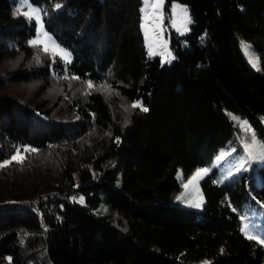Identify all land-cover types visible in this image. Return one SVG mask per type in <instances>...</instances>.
Returning <instances> with one entry per match:
<instances>
[{
  "label": "trees",
  "instance_id": "obj_1",
  "mask_svg": "<svg viewBox=\"0 0 264 264\" xmlns=\"http://www.w3.org/2000/svg\"><path fill=\"white\" fill-rule=\"evenodd\" d=\"M30 1L73 59L0 0V163L24 157L0 167V264H264L242 231L264 238V165L207 175L202 210L176 199L179 175L250 141L233 116L264 141V0H166L191 16L171 64L147 51L143 0Z\"/></svg>",
  "mask_w": 264,
  "mask_h": 264
},
{
  "label": "snow or ice",
  "instance_id": "obj_2",
  "mask_svg": "<svg viewBox=\"0 0 264 264\" xmlns=\"http://www.w3.org/2000/svg\"><path fill=\"white\" fill-rule=\"evenodd\" d=\"M165 0H144V8L142 11L144 12V20H145V34L147 36L148 34V21L149 19L153 20V23L155 24V20L159 19L161 22L163 20V7H164ZM25 3L28 6V11H22L21 14L29 21L34 20L38 25V34L36 39H33L30 41V44L33 46H40L43 45L42 50L45 53H51L53 56H59L62 60H64L67 63L71 62L70 53L62 49L58 44L52 41V38L49 36V34L44 29V22L41 17V9L37 6L31 5L29 0H25ZM55 7L59 9L62 7L60 4H56ZM173 8L175 9V14L177 16V20L180 24V30L187 31V25L191 23V18L189 16L188 10L186 7H182L180 5H173ZM151 10V11H150ZM18 11H20L18 9ZM177 21H173V24L175 25ZM156 27H159V25H155ZM248 46H245V49L247 50ZM149 54L154 55L156 53L152 52L151 44L149 45ZM172 59H175V57L169 55L166 57L167 62H171ZM249 62L252 64L254 68L257 70H260V60L256 57H249ZM78 79V77H76ZM88 87L92 88L93 85L89 81ZM133 108L139 107L142 111L147 112L148 109L146 107H143L142 104L139 102H136L132 105ZM233 120L239 121L238 117L233 116ZM241 128L246 133H250V143H244L243 148L244 151L247 154V158L245 160V163H250L252 161H261L264 162V141L258 140L255 132L251 129V127L248 125L247 121H243L240 123ZM28 151H35V149H27ZM223 158V157H221ZM24 157L21 155L20 150L16 151V154L12 156L11 160L5 161L3 164H0V167H6L9 164H11L13 161L16 162H22ZM246 170L244 168V164H241L237 168V172L241 170ZM207 168L199 169L184 185V189L186 190L181 195L177 196V200L185 201L196 207L200 208L203 204V196L199 193L198 187L195 188L196 195L193 196L191 199H186L188 193L187 189L190 185L195 186L199 179L203 178V176L207 175L208 173ZM83 198H81L80 203H83ZM264 206V205H262ZM235 211V209H234ZM241 219H244V217H241ZM242 231L247 239L255 240L259 244L264 245V238L260 234L255 233L250 225L248 223L243 224Z\"/></svg>",
  "mask_w": 264,
  "mask_h": 264
},
{
  "label": "rangeland",
  "instance_id": "obj_3",
  "mask_svg": "<svg viewBox=\"0 0 264 264\" xmlns=\"http://www.w3.org/2000/svg\"><path fill=\"white\" fill-rule=\"evenodd\" d=\"M29 2L31 3L30 0H29ZM31 5H33V4L31 3ZM173 5H180L182 7H186L187 10H188L189 16H190L189 8L186 5H184L182 3H179V2L173 3L172 7H171V13H168L166 11V0H165L164 7H163V10H162L163 11V20L161 22L159 19H156L155 20V24H154L153 20L149 19L147 36L145 34V28H144V25H145L144 15L145 14L142 11V15H143V18H142V30H143V34H144V38H145L147 51L149 53V45L151 44L152 52H154L156 54H154V55H150L149 54V55L151 57H153V58L154 57H158L161 60L162 64H171L173 62V60H174V59H172L170 63L167 62V60H166V57L169 55V53L171 54V56L174 57L173 52H172V50L170 48L172 32L177 33L181 37H185L190 31L191 23L187 25V28H188L187 31L180 30V24H179V21L177 20V16L175 14V9L173 8ZM143 8H144V0H143ZM18 9L20 10L19 11L20 13L22 11H28V6L25 3V0H19ZM41 17H42L43 22H44V17H43V14H42V10H41ZM190 18H191V16H190ZM173 21H177L175 23V25L173 24ZM155 25H159V27H156ZM44 29L49 34V36L52 38L53 42H55L62 49H64L68 53H70V57H71V61H72V59H73L72 53L69 50L63 48L54 39V37L46 30L45 22H44ZM37 34H38V25H37ZM37 34H36V37H37ZM36 37L34 39H36ZM41 46H43V45H41ZM245 46H248L247 50L245 49ZM242 48H243V51H244L245 55L247 56L248 60H249V57L259 58L258 55L255 53L252 45L249 42L244 41L242 43ZM55 57H59V56H55ZM239 121L243 122V121H246V120H239ZM248 125H249V123H248ZM251 129L253 130L252 127H251ZM257 139H258V137H257ZM250 142L251 141H249L247 143H250ZM244 143H246V142H239V143L230 145L227 148H224L223 150H221V152L214 158V160L212 161V163L210 165L203 167V168H207L209 170L207 175L211 174L214 171H217L218 172V179H217L218 182L219 183H224V182H228V181H234L237 177H239L243 173L254 171V170L257 169V166L264 165V162H261V161H252L250 163H245V160L247 158V154H246V152L244 151V148H243ZM240 147L243 148V151L240 150ZM21 155L23 156L22 153H21ZM221 157H223V158H221ZM0 164H3V163H0ZM241 164H244V168L246 170L242 169L241 171L237 172V168ZM200 169H202V168H200ZM197 171H195V173ZM207 175H205V176H203V178L199 179L195 186L190 185L189 188L187 189L188 195H187L186 199H191L193 196H195L197 194L196 191H195V188L198 187L199 193L202 194V196H203V204H202V206L200 208H196V207L188 204L186 202V200L185 201H181L180 200V202L182 204H184L186 207H191V208H194L196 210H202L203 209V206H204V203H205V199H204L203 190H202V181L204 180V178ZM181 176H182V174L179 175L178 177H179V179H180V181L182 183V186L192 177L191 176L188 180H186V179L182 178ZM183 189H184V187H183ZM185 191L186 190L184 189L183 193Z\"/></svg>",
  "mask_w": 264,
  "mask_h": 264
},
{
  "label": "built area",
  "instance_id": "obj_4",
  "mask_svg": "<svg viewBox=\"0 0 264 264\" xmlns=\"http://www.w3.org/2000/svg\"><path fill=\"white\" fill-rule=\"evenodd\" d=\"M25 206V204H22V207H24Z\"/></svg>",
  "mask_w": 264,
  "mask_h": 264
}]
</instances>
